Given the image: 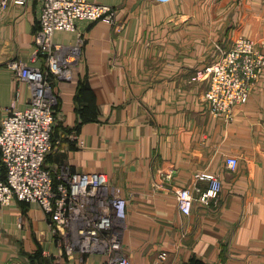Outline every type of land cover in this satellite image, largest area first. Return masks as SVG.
Returning a JSON list of instances; mask_svg holds the SVG:
<instances>
[{
  "label": "crops",
  "instance_id": "obj_1",
  "mask_svg": "<svg viewBox=\"0 0 264 264\" xmlns=\"http://www.w3.org/2000/svg\"><path fill=\"white\" fill-rule=\"evenodd\" d=\"M116 10L117 27L79 21L54 41L82 39L69 80L54 83V146L45 166L105 173L127 198L122 251L133 264H264V73L224 122L209 115L208 81L194 72L217 60L235 37L264 49V0H90ZM39 0L0 10V121L30 103L28 84L6 66L29 62ZM231 13V21L224 18ZM227 22V23H226ZM75 131L77 141L69 137ZM238 160L236 170L225 164ZM202 172L221 191L190 214L177 208L184 188L204 191ZM49 234L43 211L15 201L0 208V264H79ZM89 254V264H102Z\"/></svg>",
  "mask_w": 264,
  "mask_h": 264
},
{
  "label": "built area",
  "instance_id": "obj_2",
  "mask_svg": "<svg viewBox=\"0 0 264 264\" xmlns=\"http://www.w3.org/2000/svg\"><path fill=\"white\" fill-rule=\"evenodd\" d=\"M31 0H0V10L11 4L26 5ZM38 24L34 35V52L29 62L10 60L7 67L18 80L28 84L30 103L24 109L12 107L0 121V208L15 201L37 205L49 223V234L68 258L79 255V264H89L87 255L102 254V264H133L122 251L128 200L108 176L96 171L63 169L56 178L45 166L54 142L52 131L57 105L55 87L58 79L69 80L73 65L80 59L82 39L74 44L54 41L57 31H76L79 21H102L117 27L116 10L90 0H39ZM167 2L169 0H152ZM119 27H117L118 29ZM264 73V53L252 38L237 37L219 58L194 72V80L208 81L205 93L208 113L230 123L233 109L244 104L251 86ZM69 137L81 145L75 131ZM227 168L236 170L234 156L225 159ZM206 181L196 197L188 188L177 193L176 204L182 214H190L195 201L206 205L221 191L219 177L199 173ZM167 252L159 251L156 264H166Z\"/></svg>",
  "mask_w": 264,
  "mask_h": 264
},
{
  "label": "rangeland",
  "instance_id": "obj_3",
  "mask_svg": "<svg viewBox=\"0 0 264 264\" xmlns=\"http://www.w3.org/2000/svg\"><path fill=\"white\" fill-rule=\"evenodd\" d=\"M231 13H229V16L226 18V16H225V18H224V21H231ZM227 23V22H226ZM239 37V36H238ZM241 37H245V36H241ZM237 37H235V39H236ZM245 38H248V37H245ZM234 39V40H235ZM233 40V41H234ZM255 40V39H254ZM255 42H256V47L262 52V53H264V49H262L263 47L261 46V44H259L256 40H255Z\"/></svg>",
  "mask_w": 264,
  "mask_h": 264
},
{
  "label": "trees",
  "instance_id": "obj_4",
  "mask_svg": "<svg viewBox=\"0 0 264 264\" xmlns=\"http://www.w3.org/2000/svg\"><path fill=\"white\" fill-rule=\"evenodd\" d=\"M51 83H52V85L54 86V83H55V81L53 80V79H51ZM55 108H56V106H55ZM53 132V131H52ZM52 140H53V138H52ZM53 180H54V186L57 184V182H58V180H57V178H56V175H53ZM19 203H21V202H19ZM23 204H26V203H23Z\"/></svg>",
  "mask_w": 264,
  "mask_h": 264
}]
</instances>
